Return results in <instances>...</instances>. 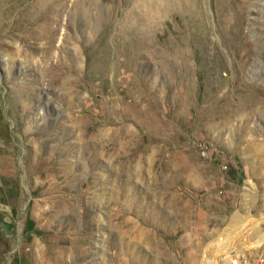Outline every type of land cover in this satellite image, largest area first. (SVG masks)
Masks as SVG:
<instances>
[{
  "label": "rangeland",
  "instance_id": "obj_1",
  "mask_svg": "<svg viewBox=\"0 0 264 264\" xmlns=\"http://www.w3.org/2000/svg\"><path fill=\"white\" fill-rule=\"evenodd\" d=\"M263 62L264 0H0V264L264 259Z\"/></svg>",
  "mask_w": 264,
  "mask_h": 264
},
{
  "label": "bare ground",
  "instance_id": "obj_2",
  "mask_svg": "<svg viewBox=\"0 0 264 264\" xmlns=\"http://www.w3.org/2000/svg\"><path fill=\"white\" fill-rule=\"evenodd\" d=\"M263 70H264V62H263ZM263 143H264V140H263ZM235 217V216H234ZM240 218H242V217H240ZM232 219H234V218H232ZM236 220V219H235ZM264 221V215H260V219H257L256 220V223H255V225H257V226H259V224L260 223H262ZM258 231L260 230V229H257ZM260 232V231H259ZM261 237V236H260ZM225 248V247H224ZM223 248V249H224ZM231 253L234 255V257H236V258H239L238 256H242V252L240 251V250H236V251H232V252H225L224 254H222L224 257H221L220 258V263L222 264V262H224L225 261V263L226 262H228V264L230 263V261L232 260V259H235V258H232L233 256H231ZM221 255V256H222ZM232 258V259H231Z\"/></svg>",
  "mask_w": 264,
  "mask_h": 264
},
{
  "label": "built area",
  "instance_id": "obj_3",
  "mask_svg": "<svg viewBox=\"0 0 264 264\" xmlns=\"http://www.w3.org/2000/svg\"><path fill=\"white\" fill-rule=\"evenodd\" d=\"M229 264H264V259H258L253 262H247L239 258H235V259H232Z\"/></svg>",
  "mask_w": 264,
  "mask_h": 264
}]
</instances>
